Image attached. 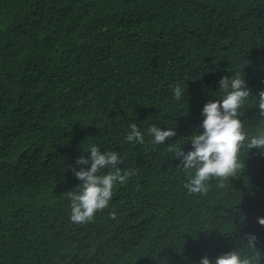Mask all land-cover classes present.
Instances as JSON below:
<instances>
[{"label":"trees","instance_id":"trees-1","mask_svg":"<svg viewBox=\"0 0 264 264\" xmlns=\"http://www.w3.org/2000/svg\"><path fill=\"white\" fill-rule=\"evenodd\" d=\"M232 74L264 88V0H0V264H195L245 233L264 252V155L241 148L237 176L192 194L167 149L191 148ZM242 113L249 134L264 123ZM132 121L143 142L125 139ZM152 124L175 135L153 144ZM92 143L131 174L75 224L71 165Z\"/></svg>","mask_w":264,"mask_h":264},{"label":"clouds","instance_id":"clouds-1","mask_svg":"<svg viewBox=\"0 0 264 264\" xmlns=\"http://www.w3.org/2000/svg\"><path fill=\"white\" fill-rule=\"evenodd\" d=\"M218 85V91L213 93L217 98L206 101L201 108L203 118L197 130L190 137L186 136L191 141V148L185 151L181 145L179 148L167 145L168 151L180 160L179 166L186 171L183 186L188 193L205 194L211 179H218L219 186H223L226 179L237 176L244 166L238 157L241 148L246 147L247 152L254 148L264 155V123L249 134L241 119L242 107L246 104L256 106L264 116V88L253 93L243 74L223 75ZM171 87L175 99L186 96L185 85ZM147 133L153 144H162L175 135V129L152 124ZM125 139L133 143L143 142L144 135L136 122L129 124ZM100 146L90 144L71 165L73 174L80 181L78 189L69 192V219L75 224L91 221L97 211L108 207L114 185L123 183L131 174V171L122 173L118 167L122 159L118 151L106 148L101 151ZM111 215L115 216V211ZM257 222L264 225V216H258ZM256 239L255 233H245L237 247L214 258L201 256L195 264H264V252L257 248Z\"/></svg>","mask_w":264,"mask_h":264}]
</instances>
